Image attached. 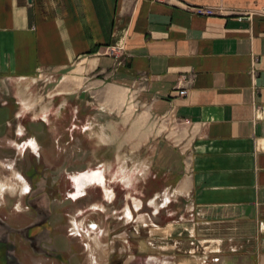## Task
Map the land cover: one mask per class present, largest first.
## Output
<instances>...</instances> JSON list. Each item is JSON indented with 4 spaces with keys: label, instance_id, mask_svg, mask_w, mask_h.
Here are the masks:
<instances>
[{
    "label": "crops",
    "instance_id": "crops-1",
    "mask_svg": "<svg viewBox=\"0 0 264 264\" xmlns=\"http://www.w3.org/2000/svg\"><path fill=\"white\" fill-rule=\"evenodd\" d=\"M67 71L83 84L56 94L85 92L143 128L137 150L151 141L166 181L152 199L171 191L194 208L163 225L174 248L197 239L207 264H264V0H0V158L30 124L16 85Z\"/></svg>",
    "mask_w": 264,
    "mask_h": 264
},
{
    "label": "rangeland",
    "instance_id": "rangeland-1",
    "mask_svg": "<svg viewBox=\"0 0 264 264\" xmlns=\"http://www.w3.org/2000/svg\"><path fill=\"white\" fill-rule=\"evenodd\" d=\"M64 74L76 78L61 81V75L43 72L16 85V101L33 106L27 128L15 126L19 139L8 146L10 156L0 158V216L15 225L20 263L207 264L197 239L180 240L174 248L173 235L167 236L175 229L172 223L163 226L169 217L183 225L195 211L171 191L152 199L166 181L153 176L151 141L140 148L143 153L137 150L135 136L143 128L124 130L118 115L92 108L85 92L56 94L61 83L83 84L77 74ZM129 112L134 119L135 111ZM166 125L164 133L171 126ZM101 170L106 181L86 176ZM158 202L163 205L153 220ZM30 224L33 232L43 229L36 245L49 251L55 245L61 257L30 245L24 232Z\"/></svg>",
    "mask_w": 264,
    "mask_h": 264
},
{
    "label": "flooded vegetation",
    "instance_id": "flooded-vegetation-1",
    "mask_svg": "<svg viewBox=\"0 0 264 264\" xmlns=\"http://www.w3.org/2000/svg\"><path fill=\"white\" fill-rule=\"evenodd\" d=\"M38 223H40L39 226H41L42 221L39 220ZM30 226L31 224L29 225V227ZM32 226L30 228L29 227L26 228L24 231L30 245L34 247L36 246V248L38 249H43L45 251H48L52 254L54 253L57 256L61 257L58 250H56L57 247L55 245L51 248L52 250L55 251L47 250V248L44 247V245L43 246L41 245V242L38 246L36 245V240L39 239L38 237H41L42 239V236L39 235L43 233V229L40 230L38 229L33 232ZM15 232H16L15 225L12 222L7 221L6 219H3L0 216V264H21L16 255Z\"/></svg>",
    "mask_w": 264,
    "mask_h": 264
},
{
    "label": "built area",
    "instance_id": "built-area-1",
    "mask_svg": "<svg viewBox=\"0 0 264 264\" xmlns=\"http://www.w3.org/2000/svg\"><path fill=\"white\" fill-rule=\"evenodd\" d=\"M196 10L197 12H200V13H213L214 12V9L213 7L211 6H196ZM187 92V89L186 88H180L179 89V93L180 94H185Z\"/></svg>",
    "mask_w": 264,
    "mask_h": 264
},
{
    "label": "bare ground",
    "instance_id": "bare-ground-1",
    "mask_svg": "<svg viewBox=\"0 0 264 264\" xmlns=\"http://www.w3.org/2000/svg\"><path fill=\"white\" fill-rule=\"evenodd\" d=\"M86 176L93 181H106L105 174L102 172L88 173Z\"/></svg>",
    "mask_w": 264,
    "mask_h": 264
}]
</instances>
